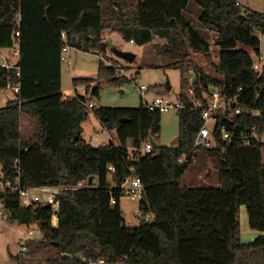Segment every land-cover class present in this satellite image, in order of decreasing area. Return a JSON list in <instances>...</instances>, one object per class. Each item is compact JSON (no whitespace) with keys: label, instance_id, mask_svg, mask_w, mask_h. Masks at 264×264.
<instances>
[{"label":"trees","instance_id":"obj_1","mask_svg":"<svg viewBox=\"0 0 264 264\" xmlns=\"http://www.w3.org/2000/svg\"><path fill=\"white\" fill-rule=\"evenodd\" d=\"M189 1L0 0V49L18 47L17 62L10 68L0 64L2 183L15 182L18 167L27 189L71 188L94 177L91 187L60 193L56 227L49 205L27 208L18 194L9 193L1 200L10 224H37L44 235L37 248L57 250L46 264H264V143L240 139L254 130L264 133V70L257 72L252 55L240 48H252L260 56L264 13L243 8L237 0H193L202 10L200 23L218 34V77H210L192 60V53L210 58L211 44L184 14ZM106 32L140 46L164 41L154 43L157 53L170 60L167 68L182 71L185 88L187 76L194 73L192 99L203 105L214 89L225 99H236L224 114L218 113L215 148L195 147L205 121L203 109H194L186 91L179 95L186 107L178 112L175 147L158 145L152 154L143 153L151 139L159 138L162 114L143 105L92 108L106 130L117 132V144L95 148L82 137L75 141L91 109L86 96L64 98L63 51L69 46L106 55ZM99 77L113 87L129 81L103 60ZM92 82L73 81L75 88ZM103 84L91 88L94 96ZM16 86V99L2 106L1 92L14 95ZM25 118L37 124L34 138L22 135ZM223 128L235 137L232 143L222 140ZM203 153L214 161L220 186H183L193 164L179 160ZM129 177H139L144 187L142 217L134 228L127 226L121 208L122 184ZM242 206L251 229L263 233L249 244L241 238Z\"/></svg>","mask_w":264,"mask_h":264},{"label":"rangeland","instance_id":"obj_2","mask_svg":"<svg viewBox=\"0 0 264 264\" xmlns=\"http://www.w3.org/2000/svg\"><path fill=\"white\" fill-rule=\"evenodd\" d=\"M243 8L251 9L258 13H264V0H237ZM201 7L193 0L189 1L184 14L192 21L193 26L199 30L211 44L210 58L203 54L192 53V60L195 64L208 76L218 77L214 64L220 61V47L216 41L218 34L215 31L203 27L199 17L201 15ZM261 47L260 57L264 65V33L260 34ZM105 41L110 45L109 52L106 55L88 54L78 50H70L64 54L68 60L63 63L62 88L71 90V93L81 94L85 92L88 103H92L95 109L111 108V109H135L143 105V99L154 101L156 98L169 99L177 102L179 95L186 91L192 84V79L188 77L189 86L185 88L184 77L181 70L169 69L167 65L170 60L157 53L154 47L156 43L164 44V41L155 40L154 43L140 46L138 44H130L124 40L118 33L106 32ZM117 48L113 51L110 48ZM240 48L249 52L254 61L260 63V57L252 48L241 45ZM16 46L13 49H0V63L3 60H9L15 63L18 60L16 55ZM122 53L134 55L136 59L130 63L122 58ZM108 63L109 60L118 62L124 67L120 72V76L128 78V82L121 87H113L106 84V80H100L99 67L100 61ZM136 74H139L136 76ZM192 73L191 75H193ZM73 79H91L93 82L86 85L74 86ZM105 82L100 88L99 95L92 94V87ZM149 89L142 97L141 87ZM168 86L171 87L168 88ZM92 88V89H91ZM155 88L158 92H155ZM185 89V90H184ZM14 95L10 91H2L1 98H13ZM74 97L72 96H65ZM2 106L6 103L2 102ZM177 110H169L161 114V132L156 143L159 146L175 147L178 145L180 134V122ZM22 125V135L25 139H31L38 133L37 124L30 118L24 119ZM210 127L213 123L209 124ZM83 134L81 137L88 144L95 148L111 143H118L116 131H108L104 128L101 121L96 116L94 109L90 110L88 119L82 124ZM197 161L190 167L182 180L183 186L193 188L219 187L218 174L215 170L214 161L207 157L205 153L196 157ZM264 162V148H263ZM2 166L0 165V188L2 187ZM41 196L44 197L43 194ZM121 208L128 227H137L141 218L139 212V201H133L128 196H124L121 201ZM0 212H3L2 203L0 201ZM240 226L241 238L243 243L249 244L254 242L263 233L251 229L249 225V216L245 206L240 209ZM44 240L42 231L30 225L19 223L10 224L6 216H0V264H46V262L57 255L54 247L49 249L37 248L40 242ZM23 246L28 247V251H23Z\"/></svg>","mask_w":264,"mask_h":264},{"label":"built area","instance_id":"obj_3","mask_svg":"<svg viewBox=\"0 0 264 264\" xmlns=\"http://www.w3.org/2000/svg\"><path fill=\"white\" fill-rule=\"evenodd\" d=\"M20 35L19 32L16 33V36L18 37ZM63 39L66 41V35L65 33L62 34ZM70 50H72L69 46H66L64 48V53H68ZM16 54L18 55V51H16ZM260 57V56H259ZM63 61L68 63V60L63 56ZM263 61L262 57H260V63L257 61H254V69L262 73L264 70V65L261 64ZM110 67H114L117 69V72L120 73L123 71L124 67H122L121 64L118 62H114L112 60H109L108 63H106ZM13 64L6 61L1 66L4 68H10ZM191 78V77H190ZM193 81L191 86L186 90V94L191 98V101L194 104V109H203V119L205 121L203 127L200 129L198 136L196 138L195 147H207V148H215L216 147V139L214 136V133L216 132L217 125H218V113L222 112L223 114L226 112L227 106L231 105L233 101L236 99H225L219 92V90L214 89L211 95H208L207 97V106L203 105L200 101H197L195 99H192L194 96V89H193ZM14 97L13 100L16 99V95L20 92V87L16 86L15 88H11ZM146 87H141L142 97L144 98V94L148 91ZM241 90H239L240 92ZM70 94L66 93L65 96H69ZM77 95L80 96H86L85 92L81 94L78 92ZM74 94V96H77ZM68 98V97H67ZM87 108L90 110L94 108V105L92 103H86ZM143 106L149 110H158L160 112H168L169 110H177L181 111L185 109V103L178 99L177 102H173L169 99L164 98H156L154 101H147L145 98L143 99ZM241 110L237 109V113H240ZM256 115H259V112L255 113ZM213 123V126L210 127L209 124ZM222 133V140L226 142L227 144L232 143V141L235 139V137L231 134H229L225 128L221 130ZM241 140L244 141L245 144H250L252 141H257L260 143H264V133L259 134L257 131H252L251 134L243 135L240 137ZM154 151V147L152 143L146 144V147L143 151L144 154H152ZM197 161L196 157H192L191 159L181 158L179 160L180 163H188V164H194ZM21 170L18 167L17 168V178L15 182L7 181L2 183V187L0 190L4 191L5 194L9 193L11 195L18 194L20 198L22 199V205L24 207H31V208H37L38 205H49L52 207L53 213H52V224L56 227L59 223V198L57 200V196H60V193L64 190H80L86 187H91L89 183L86 182H80L76 187L66 188V187H40V188H31L27 189L24 188L21 184ZM143 183L142 180L139 177H129L125 180V182L122 184V190L125 193V196H128L133 201H140L143 197ZM41 194L44 195L41 196ZM115 200H112V203H115ZM140 214V213H139ZM0 216H3V212H0ZM141 214L139 218H141ZM27 246H23V251H27ZM104 260H100L97 263L94 264H104Z\"/></svg>","mask_w":264,"mask_h":264},{"label":"water","instance_id":"obj_4","mask_svg":"<svg viewBox=\"0 0 264 264\" xmlns=\"http://www.w3.org/2000/svg\"><path fill=\"white\" fill-rule=\"evenodd\" d=\"M121 56H122L123 59H125L126 61H128V62H130V63H132V62L136 59V57H135L134 55H131V54H129V53H122ZM17 67H18V66H17ZM191 79H192V81H193V83H194V82L196 81V77H195V75H192ZM168 88L171 89L170 86H168ZM80 138H81V131H79V132L77 133V135H76V137H75V141H78ZM36 142H38V139H36V140L34 141V143H36ZM151 143H152V145H153L154 148H157V147H158V144L156 143L155 140L151 139ZM111 144H112V143H111ZM93 180H94V177H90V178H89V185H92ZM4 196H5V192L2 191V190H0V201L3 199ZM58 198H59V195L57 196V200H58Z\"/></svg>","mask_w":264,"mask_h":264},{"label":"crops","instance_id":"obj_5","mask_svg":"<svg viewBox=\"0 0 264 264\" xmlns=\"http://www.w3.org/2000/svg\"><path fill=\"white\" fill-rule=\"evenodd\" d=\"M130 44H133V43H130ZM5 50V49H4ZM17 55V54H16ZM18 56V55H17ZM7 60H3L0 64H3V63H5ZM17 62V61H16ZM64 63V62H63ZM63 66V65H62ZM63 70V69H62ZM194 75V74H193ZM190 77H192V75H190ZM196 77V76H195ZM75 79H73V81H74ZM62 82H63V73H62ZM63 85V84H62ZM78 88H80V87H78ZM66 93H68V94H70L69 96H72L73 94H75V93H71V90H68V89H63V94H66ZM65 98V97H64ZM2 99V98H1ZM9 98H4L3 100H2V102L4 103H6L7 102V100H8ZM24 128V127H23ZM23 128H22V130H23ZM220 185V184H219ZM32 226H35V227H37V228H39V226L37 225V224H35V225H32ZM37 246V245H36ZM46 249H49V248H46ZM28 251V250H27ZM26 251V252H27Z\"/></svg>","mask_w":264,"mask_h":264}]
</instances>
